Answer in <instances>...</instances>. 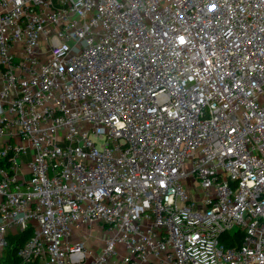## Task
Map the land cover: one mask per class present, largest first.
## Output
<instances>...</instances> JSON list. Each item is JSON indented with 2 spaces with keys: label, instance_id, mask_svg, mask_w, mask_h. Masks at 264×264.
<instances>
[{
  "label": "built area",
  "instance_id": "obj_1",
  "mask_svg": "<svg viewBox=\"0 0 264 264\" xmlns=\"http://www.w3.org/2000/svg\"><path fill=\"white\" fill-rule=\"evenodd\" d=\"M27 230L9 264H264V0H0V260Z\"/></svg>",
  "mask_w": 264,
  "mask_h": 264
},
{
  "label": "trees",
  "instance_id": "obj_2",
  "mask_svg": "<svg viewBox=\"0 0 264 264\" xmlns=\"http://www.w3.org/2000/svg\"><path fill=\"white\" fill-rule=\"evenodd\" d=\"M32 230H27L26 232L20 233L16 236H11L9 241V247L7 248L4 260H0V264H9L11 262L17 261V250L21 244H23L27 238L31 235ZM228 237H223V241L228 246H235L241 242L244 237V233L241 231L229 232ZM37 264V263H36Z\"/></svg>",
  "mask_w": 264,
  "mask_h": 264
},
{
  "label": "crops",
  "instance_id": "obj_3",
  "mask_svg": "<svg viewBox=\"0 0 264 264\" xmlns=\"http://www.w3.org/2000/svg\"><path fill=\"white\" fill-rule=\"evenodd\" d=\"M106 236V231L98 228L96 231H94V235L90 234L88 230H85L83 235H79V237L73 236L72 239L73 241L83 240L85 245L90 246V248H92L94 251L99 252ZM109 264H117V258H110Z\"/></svg>",
  "mask_w": 264,
  "mask_h": 264
},
{
  "label": "rangeland",
  "instance_id": "obj_4",
  "mask_svg": "<svg viewBox=\"0 0 264 264\" xmlns=\"http://www.w3.org/2000/svg\"><path fill=\"white\" fill-rule=\"evenodd\" d=\"M109 233H111V234H112L113 232H109ZM109 233H108V232H106V234H107V235H108Z\"/></svg>",
  "mask_w": 264,
  "mask_h": 264
}]
</instances>
